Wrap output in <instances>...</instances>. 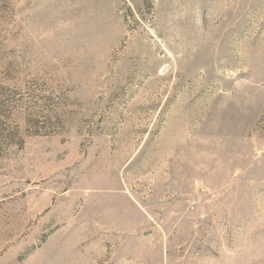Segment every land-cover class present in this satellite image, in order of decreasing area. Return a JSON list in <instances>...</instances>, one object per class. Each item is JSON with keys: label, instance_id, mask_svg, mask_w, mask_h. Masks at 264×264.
<instances>
[{"label": "rangeland", "instance_id": "obj_1", "mask_svg": "<svg viewBox=\"0 0 264 264\" xmlns=\"http://www.w3.org/2000/svg\"><path fill=\"white\" fill-rule=\"evenodd\" d=\"M0 120V264H264V0H0Z\"/></svg>", "mask_w": 264, "mask_h": 264}, {"label": "crops", "instance_id": "obj_2", "mask_svg": "<svg viewBox=\"0 0 264 264\" xmlns=\"http://www.w3.org/2000/svg\"><path fill=\"white\" fill-rule=\"evenodd\" d=\"M112 204L111 209L116 213H123L124 209L131 208L134 211H137L138 208L127 198V196L123 193H112ZM108 207V206H107ZM108 207V208H110Z\"/></svg>", "mask_w": 264, "mask_h": 264}, {"label": "trees", "instance_id": "obj_3", "mask_svg": "<svg viewBox=\"0 0 264 264\" xmlns=\"http://www.w3.org/2000/svg\"><path fill=\"white\" fill-rule=\"evenodd\" d=\"M1 121V120H0ZM14 138L13 134L10 133H1L0 134V158L7 154L8 150L6 149L5 145L7 146L9 142H11Z\"/></svg>", "mask_w": 264, "mask_h": 264}]
</instances>
